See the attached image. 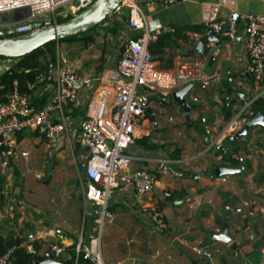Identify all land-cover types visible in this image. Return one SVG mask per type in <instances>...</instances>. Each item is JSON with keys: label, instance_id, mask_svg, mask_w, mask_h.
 Instances as JSON below:
<instances>
[{"label": "crops", "instance_id": "1", "mask_svg": "<svg viewBox=\"0 0 264 264\" xmlns=\"http://www.w3.org/2000/svg\"><path fill=\"white\" fill-rule=\"evenodd\" d=\"M140 8L149 29L154 30L169 25L177 30L176 33L161 36L150 46L155 63L164 69H174L179 60L200 56L191 53L195 50V46L190 41L194 39L193 32L202 30L205 21H229L234 18L238 22L241 35L235 40L222 37L223 47L214 60L211 56L216 50L215 43L206 45L203 54L207 57L206 73L214 79L208 87L204 84L194 86L197 88L192 91L189 99L188 95L185 96L190 104L192 101L195 102L190 109L189 118L182 105L173 100L172 92L166 95L149 94L150 97L168 105V112L160 114L155 111L154 117L148 113V117L142 120L141 133L127 148V153L133 157V160L126 171L143 168L156 171L157 159L167 157L171 160L172 174L159 176L154 192L148 199L159 202L160 210L170 224V228L161 230L151 219L150 221L142 211L134 188L119 179L118 186L114 188L113 217L109 224L114 223L112 220L117 213L121 214L122 221L113 233L109 232L105 252H103L101 235L103 256L108 264H201L199 256L191 247L192 244H198L212 245V248L221 250L220 253L214 254L210 260L211 264H262L264 217L260 213L250 215L244 206V201L253 198L250 187L261 186L264 190V180L260 179V175L264 173V129L259 125L254 126L247 135L234 140L235 143L229 146L232 156L241 159V162L235 166L228 161L221 164L209 158L208 152H205L208 137L204 129L207 125L219 127L224 125L241 110L249 98L264 89V83L260 88L247 73L248 53L246 41L242 35L248 14H264V0H178L168 7L159 3H141ZM138 34L140 30L127 26L122 30L120 42L109 41L97 52H93V44L88 46L84 40L67 44L69 49L76 52L74 60L79 71L94 74L97 77L96 86H105L112 91L109 96L110 104L113 100V87L120 78L117 64L120 58L121 41ZM205 37H201L198 41L204 40ZM61 44V42L58 43L60 46ZM13 65L14 63L8 60L5 69ZM38 76L40 78L37 80L36 87L30 91V95L33 103L41 106L51 100L55 92L56 74L44 77L39 73ZM93 95L94 91L89 90L80 93L78 103L71 105L68 109L70 119L76 112H81L82 117L85 115ZM195 96L199 98L198 101H194ZM76 121L77 119L74 122ZM74 122L70 127L69 138L64 139L58 147L54 146V149L47 148L43 138L36 132L26 129L17 134L15 155L7 156V166L0 154V174L6 176L7 185L6 190L3 187L0 192V224L4 236L12 234L17 238V242L25 247L32 246L36 251L34 242H38L40 244L38 254H46L45 258L49 255L54 257L50 244L57 242L65 248L62 257L56 258L62 264H90L89 261L77 257L76 253L74 256L72 248L74 244L76 246L82 232L86 239L84 229L80 233L77 231L80 196L85 200L82 184V190L77 188L78 190L73 191L63 187L54 191L50 188L57 180V162L65 157L62 151L59 153L58 151L66 142L70 147L73 146L71 131L73 135L78 137L80 135L79 127L77 131L74 130ZM34 144L43 146L44 171L36 170L32 173L31 169L23 166L24 171L17 175L16 168L22 166L20 157L29 162L30 147ZM24 151L29 154L27 158L22 156ZM81 152V148L74 151L79 158L78 164L75 157L74 161H68L69 164L80 167V157L84 159ZM49 160L54 162V166L51 175L47 177ZM244 164L245 168L241 174H231L234 176H230L229 180L222 184L216 182L218 176L211 174L212 170L219 165L240 167ZM43 176L45 183L42 186L44 187L37 188L35 193H29L26 199H39L49 204L51 200L59 201L63 204L59 210L23 204L21 196L26 194L25 191L21 192L19 189L21 194H18L19 197H14L8 190L9 185L15 182L19 181L23 184L24 180L29 179L33 183H38ZM48 178H50L49 181H47ZM68 181L66 177L62 179L63 184ZM14 191L17 192V190ZM210 198L212 203L208 202ZM227 199L229 200L228 210L225 206ZM85 201L91 204L97 219L98 206L92 201ZM258 201L259 207L264 208V191ZM65 202H70L69 208H65ZM191 205L194 207L191 208ZM228 211L232 241L229 244L215 242L210 237V232L215 233V227L222 225ZM139 212L147 217L150 225L152 224L156 230L152 229L148 234L145 223L140 225L135 221L133 214L136 215ZM214 221L216 224L213 226ZM251 234H255L258 241H251L249 239ZM176 236H184L188 242H173ZM238 242L243 246V253L235 256L232 250ZM161 248H166L173 258L168 259L165 255L155 257V251Z\"/></svg>", "mask_w": 264, "mask_h": 264}, {"label": "built area", "instance_id": "2", "mask_svg": "<svg viewBox=\"0 0 264 264\" xmlns=\"http://www.w3.org/2000/svg\"><path fill=\"white\" fill-rule=\"evenodd\" d=\"M95 0H0V37H12L28 34L44 27L59 23L60 17L77 15ZM178 0H123L113 13L127 14L129 26L140 30L138 36H129L122 39L120 44V58L117 69L120 78L113 87V100L110 104L111 90L105 86H96L97 77L92 73H82L76 66L75 60L61 51L56 63L55 92L47 103L36 106L30 95L36 87L37 76L34 81H27V91L19 89V81L15 79L13 86L8 88L0 82V144L4 145L7 156H14L17 146V134L26 129L36 132L43 138L47 148L54 149L69 138L72 121L68 115L71 105L78 103L80 93L84 90L94 91L91 104L87 105L85 115L81 120V144L87 150V160L83 169V194L85 200L92 201L98 206V217L94 232L85 239L81 233L75 246L77 257L89 260L92 264H108L103 256L101 234L106 220L113 217L109 208V200L113 196V189L118 186L119 179L130 184L134 190L142 211L161 230L169 229L170 224L165 220L160 210L159 202L148 200L154 192L155 183L160 175L169 176L171 160L167 157L157 159L156 171L148 168L126 171L133 157L127 153V148L135 142L141 133V122L148 117V108L160 114L168 112L163 101L149 94H169L189 83L201 82L210 86L213 76L206 73L207 57L194 56L191 59H182L174 69L159 67L153 58L150 46L152 43L168 33H176V28L164 25L154 30L148 28L141 3H159L171 6ZM14 12L15 17L9 14ZM217 34L230 40H235L240 34L238 22L231 18L229 21L208 20L202 25L201 31L193 32V38L198 40L203 36ZM246 41L248 64L247 73L261 88L264 83V14L250 13L246 16L243 30ZM147 92V94L145 92ZM264 89L253 95L244 104L241 110L231 117L222 126H205V134L209 143L205 152L214 147H221L215 160L225 161L229 148L224 146L230 135L241 130L247 121L254 116L252 103L262 97ZM194 101L199 98L195 96ZM172 119V117H171ZM28 152H22L27 158ZM230 175L224 174L216 178L218 184L229 180ZM253 198L244 201V206L250 215L260 213L264 217V208L259 207L258 198L263 194L261 186H252ZM212 203V199H208ZM191 208L194 206L191 205ZM189 223V222H187ZM221 231L217 225L214 232ZM251 241H258L255 234L249 236ZM187 243L184 236H176L173 242ZM219 242V241H215ZM173 244V243H172ZM199 256L201 264H211L210 260L216 252L221 250L212 248V245H191ZM17 246L10 247L0 255V264H18L14 259ZM28 252L35 253L32 246H27ZM50 250L55 258L62 257L65 248L63 245L52 242ZM264 264V244L261 246ZM233 255L243 253V246L238 242ZM165 255L168 259L173 256L166 248L157 249L155 257ZM35 264V262L33 263Z\"/></svg>", "mask_w": 264, "mask_h": 264}, {"label": "rangeland", "instance_id": "3", "mask_svg": "<svg viewBox=\"0 0 264 264\" xmlns=\"http://www.w3.org/2000/svg\"><path fill=\"white\" fill-rule=\"evenodd\" d=\"M11 17H15V13L12 12L9 14ZM127 26H129V18L127 15H122V14H116V13H112L111 15H109L102 23H100L98 26H95V28L90 29L89 31H87V33H94L97 32V37L93 42L90 43H86L88 46L93 44V52L94 51H98L100 48L104 47L106 44H108L109 41H114L115 43L120 42V35L122 33V30L125 28H127ZM84 34V33H82ZM76 40L81 41L82 39H73V40H65L62 41L61 46L57 44L56 48L54 49V54L52 57H54V61H53V65L52 67L49 68V59H52L51 57V52L47 51L49 50V48H46V53L47 56L44 55V53L40 52L38 53L36 56L40 61V67H39V73H41L44 77L49 76H54L56 74L55 72V68H56V63H57V57H58V53H59V49L60 51H62V54L67 55L68 57H70L71 59L74 60L75 58V50H71L67 47V44L71 43V42H75ZM85 44L84 42L82 43V45ZM84 46V45H83ZM106 49V48H104ZM8 60H10V62L13 64H16L17 62H19L18 59L16 58H12V57H0V74L4 73L6 71V63H8ZM54 71V72H53ZM197 87H193L188 95V99L192 93V91L196 90ZM263 97V96H262ZM264 98V97H263ZM191 105L193 107V105H195V102H191ZM168 108V105H167ZM82 115L81 112H76L71 116V121L74 122L76 119L77 121L74 122L73 127L74 130L78 129L79 127V123L82 119ZM205 132V131H204ZM65 140H67V138H64ZM71 139L73 142V146L70 147L69 143L66 142L63 145V148H61L59 152H63V155L65 156L64 159H59V161L57 162V180L54 181V183H52V185L50 186L51 190H58V189H62L63 187L66 188L67 190L72 189L74 190H82V181H83V172H82V168L81 166L79 167V165L76 166V164H69V160H73L74 161V157L76 159V162L78 164V156L75 155L74 151L76 149V143H77V139L78 136L77 135H73V131H71ZM209 143V140H208ZM235 143L234 140L230 141H226L225 142V146H230L233 145ZM31 151H30V156H29V162H27L24 158L20 157V162L22 165L21 167L19 166V168H16V173L17 175L21 174V172L24 171V168H29L31 169L32 173H35L36 170H41L44 171V166H43V158H42V150H43V146L39 145L37 146V144H34V146L30 147ZM81 155L84 157L83 161L86 162L87 160V150L84 147H81ZM222 148L217 146L214 147L212 150H210L208 152V156L209 158H212L215 162H219L221 164H223L222 161L219 160H215V157L218 153H222ZM24 166V168H23ZM27 166V167H26ZM45 174V173H44ZM230 176H234V175H230ZM3 177L5 178L4 181V189L6 190V176L3 175ZM66 177L69 181L66 182L65 184L62 183V179ZM40 181L38 183H33L31 182L29 179L24 180V183L21 184L18 182H15L12 185H9L10 190L12 192V194L14 195V197H19L18 194H21L22 191H25L26 194H22L21 196V200L23 201V204H28L31 206H41L44 207L45 209H56L59 210L60 207H63V204L58 202H53L52 200L50 201V204L47 203L46 201L42 202L39 199H33V198H29L26 199V196H28V194H32L35 193L38 189L37 188H42L44 186H42L45 183V178L44 176L39 179ZM78 188V189H77ZM19 189H21V192L19 191ZM13 190V191H12ZM14 190H17V192H15ZM113 196H114V189H113ZM112 196V198L109 200V208L112 210V205L114 202V197ZM80 216L78 217V226H77V231L78 233H80V231L82 229L85 230L86 232V238L88 239V235H89V231L94 232L96 234H99V231H94V227H97L98 224L94 221L95 218V214L93 211V208L91 206V204L87 201H85L81 196H80ZM65 208L68 207L69 208V204L70 202H65ZM225 211V210H224ZM227 211V210H226ZM16 217V216H15ZM98 217V215H97ZM133 217L135 219V221L139 222V224H144L147 227V232L149 234V231L152 229L156 228L150 223L148 222V220L146 219L147 217L139 212L136 215L133 214ZM223 218V216H222ZM114 220V221H113ZM112 220V222H114L113 224H109L110 220H106L104 226H103V230H102V240H103V252L106 251L107 249V239H108V235L109 232L113 233L116 228L118 227V224H121L122 221V216L121 214L117 213L114 217V219ZM150 220V218H149ZM85 221V223H84ZM145 221V222H144ZM147 221V222H146ZM151 221V220H150ZM85 224H86V229H85ZM214 224H216V221L213 222V226ZM212 234V231L210 232ZM220 243V242H218Z\"/></svg>", "mask_w": 264, "mask_h": 264}, {"label": "water", "instance_id": "4", "mask_svg": "<svg viewBox=\"0 0 264 264\" xmlns=\"http://www.w3.org/2000/svg\"><path fill=\"white\" fill-rule=\"evenodd\" d=\"M123 0H95L90 4L87 8L82 10L77 15L72 18L58 23L53 26L44 27L39 30L30 32L24 35L12 36V37H0V56L6 57H21L28 53L33 52L38 49L42 45L49 43L54 40H59L61 38H67L75 35L82 34L98 24L102 23L109 15H111L115 8L121 4ZM214 42L216 50L214 54L211 56V59L214 60L216 56L220 54V51L223 47V38L217 34H211L205 37L204 40H196L192 39L190 43L195 46V50L191 53H196L198 55H203L205 51L206 45ZM19 71V69H17ZM201 82L189 83L185 85L183 88L179 90H175L172 92L173 100L182 105L186 112L187 118L190 117V109L192 105L185 98V96L189 93L191 88L194 86H202ZM162 98V97H160ZM148 112L154 117L155 111L152 108H148ZM261 126L264 128V113L262 111L257 112L254 116H252L245 126L239 130L236 134L228 136V140H239L242 136L248 134L249 130L254 126ZM81 123L79 126L80 135L77 141V149L79 150L82 146L81 144ZM0 154L2 156V161L7 166L8 165V157L5 152V148L3 144H0ZM80 166L82 170L84 169L85 162L80 157ZM54 166V162L49 160L47 163V172L46 176L49 177L51 175L52 169ZM245 168V164L240 167H231L225 165H219L214 168L211 172L212 176H221L224 174H241ZM225 203L226 209H229L227 199ZM229 220H230V212H227L226 218L221 225V231L218 233L210 234V237L214 241H221L229 244L232 241V237L230 235L229 229ZM35 264H62V262L53 256L49 255L45 259H41L35 262Z\"/></svg>", "mask_w": 264, "mask_h": 264}, {"label": "trees", "instance_id": "5", "mask_svg": "<svg viewBox=\"0 0 264 264\" xmlns=\"http://www.w3.org/2000/svg\"><path fill=\"white\" fill-rule=\"evenodd\" d=\"M73 15H70L68 17H60L59 23L64 22L70 18H72ZM99 25V24H98ZM97 25V26H98ZM95 28V27H94ZM89 31V30H88ZM139 35V34H138ZM136 35V36H138ZM97 37V32L94 33H87L84 32V34H79L67 38H61L59 40H54L49 43H46L39 47L38 49L34 50L31 53H28L21 57H14L19 60L16 64H14L12 67L7 69L4 73L0 75V82L5 83L8 88H11L13 86V81L17 79L19 81V89L22 92L27 91L26 88V82L31 80L34 81L36 77L39 75V67H40V61L37 58V54L42 52L45 56H47L46 48H49L51 53V57L54 54V49L56 48L57 44L59 42L65 41V40H73V39H82L86 43L93 42ZM0 57H6V56H0ZM13 58V57H12ZM54 61V57L52 59H49V68L52 67ZM19 69V71L17 70ZM28 70V71H27ZM252 109H253V115H255L257 112L262 111L264 113V98L259 97L255 99L252 103ZM227 118L229 119V114L227 115ZM264 129V128H263ZM228 139L225 140V142ZM231 142V140H228ZM224 142V146H225ZM228 147V146H225ZM229 148V147H228ZM225 161L230 162L232 165H237L241 162V159L235 158L232 156V153L229 148V152L225 155ZM260 179L264 180V173L260 175ZM50 178L47 179L49 181ZM5 178L2 174H0V192L3 190V184H4ZM16 245L17 248L14 252V259L18 264H33L34 262L44 259L46 254H38V250L40 248V244L38 242H34V247L36 249L35 253L28 252L25 246L21 245L17 242V238L13 236L12 234L3 235L2 234V226L0 224V255L6 252L10 247ZM73 253L75 256V244L72 246ZM82 259V258H81ZM84 260V259H83ZM89 261V260H87ZM90 262V261H89ZM90 264H92L90 262Z\"/></svg>", "mask_w": 264, "mask_h": 264}]
</instances>
